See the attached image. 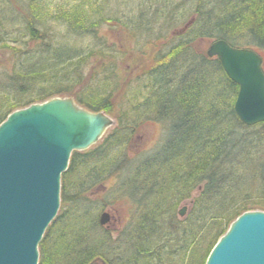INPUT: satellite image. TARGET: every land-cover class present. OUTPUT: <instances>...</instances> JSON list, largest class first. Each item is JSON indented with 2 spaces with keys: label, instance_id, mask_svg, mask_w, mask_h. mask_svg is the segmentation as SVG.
<instances>
[{
  "label": "trees",
  "instance_id": "1",
  "mask_svg": "<svg viewBox=\"0 0 264 264\" xmlns=\"http://www.w3.org/2000/svg\"><path fill=\"white\" fill-rule=\"evenodd\" d=\"M115 1L0 0V124L58 95L112 111L114 96L131 82L124 83L123 62L144 54L101 34L103 25L155 49L153 63L133 74L116 128L73 152L39 264H206L238 216L264 210V121L238 118V84L200 44L225 39L264 52V0L124 1L123 10ZM181 22L188 29L171 33ZM147 119L168 131L157 152L138 159L127 153ZM112 178L111 190L135 203L116 235L100 224L102 201L93 191Z\"/></svg>",
  "mask_w": 264,
  "mask_h": 264
},
{
  "label": "water",
  "instance_id": "2",
  "mask_svg": "<svg viewBox=\"0 0 264 264\" xmlns=\"http://www.w3.org/2000/svg\"><path fill=\"white\" fill-rule=\"evenodd\" d=\"M207 54L217 56L239 86L234 104L239 119L247 125L263 122L261 54L225 39L212 42ZM114 122L103 111L79 106L71 95L17 109L0 124V264H39V244L59 213L62 175L73 152L97 144ZM109 221L104 212L101 224ZM90 264L107 263L98 258ZM206 264H264V210L238 216Z\"/></svg>",
  "mask_w": 264,
  "mask_h": 264
},
{
  "label": "rangeland",
  "instance_id": "3",
  "mask_svg": "<svg viewBox=\"0 0 264 264\" xmlns=\"http://www.w3.org/2000/svg\"><path fill=\"white\" fill-rule=\"evenodd\" d=\"M124 1H128V2L133 3V4H130L132 6L133 5L137 6L136 3L140 2L141 0H116L115 4L119 10L120 9L123 10V8L125 6ZM189 8H190L189 13L183 11L185 13L186 19H188V16H190V13L193 12V10H194L193 7H190V5H189ZM185 21H187V20H185ZM188 23L189 22H187V23L181 22L177 27L171 29V33L173 32V33H177V34H183L189 27ZM100 32H101V34H105L107 37H109L110 40L117 41L119 38L121 41H123V44H126L129 47H131V46L137 47L138 48L137 50H141V52H143V54H144L143 57H140L138 55V53H135V54H133L134 58H129L128 61L123 62V66L121 67L122 68L121 72L124 75V83H126L128 79H131V82L128 85H126L125 89H121L120 92L117 93V96H114L113 100L111 101V104L113 107L112 111L101 110V111L105 112L107 115H109L115 121L112 124V126H110L107 129L106 133L102 137V139H103V138L107 137L112 132V130H114L116 128V126L118 125V122H119L118 121L119 120L118 119L119 114H122L123 109L125 107H127L126 104L128 103L127 100L130 97V91H132V88L134 87L133 81L135 78L133 77V74L136 73L137 70H140L142 66L147 67L148 65H151L153 63L154 60H152V57H153L152 55L155 53V49L152 46V44H150V43L149 44L145 43L142 46L140 45L141 47L137 46L138 43L132 42L130 39H128L125 32H123V33L117 32L118 35H116V33L111 31L108 24L103 25L101 27ZM211 43H212L211 40H205V41L203 40L200 44V47H201V49L207 51L209 49V46ZM160 45L161 44L159 43V47H160ZM261 54L263 55V58H264V52L261 51ZM1 57H6V56H1ZM125 68L127 69L126 71H125ZM58 96H68V95H58ZM58 96H54V97H58ZM76 102H77V100H76ZM38 103H42V102H38ZM77 104L83 108H86L85 106H83L79 102H77ZM86 109L90 110L88 108H86ZM90 111H92V110H90ZM93 112H95V111H93ZM167 131L168 130L166 128V125L163 124L162 122L149 120V119L145 120L142 124H140L137 131L133 135V141H132L133 145L130 146L131 148H129V151L127 154H130L133 157L137 154V155H139L137 158L141 159L145 156H148L150 154L157 152V150L162 145L164 139L166 138ZM102 139H100V141ZM115 182H116L115 178L109 179L105 183L106 187L102 186L101 188H98V189L96 188L93 190L96 194H98L97 197L102 201L100 203L102 205V207L104 206V208H102V207L99 208L98 214L100 213V217H101L102 213H104V212H107L110 214V221L107 224L102 225L100 222V219H99V222L102 226H105L108 229L110 228L113 231V235H116L115 234L116 229H120L125 224H127V221H129L131 219V217L135 211V203L133 202V200H131L130 197H127L121 193H117V192H114V190H111V187L113 186V184ZM61 193H62V189H61ZM193 193H194V195H197V191H194ZM61 198H62V194H61ZM188 202H191V201H187L186 204L179 206V209H181L183 206L187 207L185 214L188 211V207L190 208V205ZM252 210H255V209H252ZM180 216L183 217L184 215H180Z\"/></svg>",
  "mask_w": 264,
  "mask_h": 264
}]
</instances>
